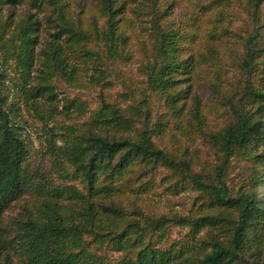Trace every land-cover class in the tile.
<instances>
[{"label": "rangeland", "instance_id": "1", "mask_svg": "<svg viewBox=\"0 0 264 264\" xmlns=\"http://www.w3.org/2000/svg\"><path fill=\"white\" fill-rule=\"evenodd\" d=\"M110 1L119 11L108 42L102 0H22L15 5L0 0V102L9 129L23 143L27 181L0 213V237L13 236L14 220L36 215L44 201L59 199L73 212L85 201L100 202L123 212L116 218L98 215L101 228L127 231L122 251L83 235L88 249L105 261L132 259L146 244L199 258L213 241L227 243L235 206L216 202L181 169L150 159L134 161L119 173H99L89 188L61 151L78 141L84 144L92 134L136 141L145 128L155 147L175 161L189 162L190 176L203 186L216 183L222 154L215 137L233 120L232 108L256 115V103L246 92L251 86L264 89L263 64L255 74L244 62L247 48L263 53L264 0L255 19V0ZM31 21L35 39L28 45L32 59L25 75L16 54L21 29ZM158 30L172 36L167 56L184 66L172 73L179 81L171 87L150 83L162 60L156 53ZM54 49L69 76L55 71ZM168 92L176 94L174 103L166 100ZM246 153L235 152L225 168L226 195L236 199L256 192L264 199V161L256 163ZM161 217L165 221L158 230L127 228L132 223L146 227ZM259 237L253 257L231 264H264V231ZM10 255L8 264H25Z\"/></svg>", "mask_w": 264, "mask_h": 264}, {"label": "trees", "instance_id": "2", "mask_svg": "<svg viewBox=\"0 0 264 264\" xmlns=\"http://www.w3.org/2000/svg\"><path fill=\"white\" fill-rule=\"evenodd\" d=\"M5 1L10 5L22 2V0ZM260 2L261 0H255L252 13L254 19ZM101 4L108 17L107 41L111 42L115 30L114 17L119 8L114 7L110 0H102ZM34 23V21L28 22L21 29L19 49L16 54L19 69L25 75L28 74L31 66L32 56L28 45L35 39V36H30V27ZM153 25L155 27L156 21ZM156 33L159 37L156 53L162 57V60L158 62L155 74L149 76L150 83L155 87L161 85L171 87L179 81L172 76V73L177 68L183 69L184 66L182 62L172 61L167 56V46L172 44V36L159 30ZM252 34L254 37L257 36V28L253 29ZM262 52L263 56L250 48L246 49L244 62L247 67L252 68V73L256 74L261 70L258 67L260 63L264 66V47ZM52 60L55 63V71L59 70L64 76L70 75L65 70V65L58 57L56 49L52 52ZM165 98L171 103L177 99L176 94L172 92L166 93ZM246 98L256 103V115L232 108L233 120L214 139V145L222 154L221 162L215 173L216 183L203 186L202 182L190 176L189 162L175 161L162 149L155 147L145 128L138 134L136 141L92 134L87 137L84 144L78 141L61 151L69 165L73 167L74 174L81 177L89 188L96 182L99 173L107 176L111 172H122L134 161H149L150 159L170 169H181L189 177L191 183L197 187H205L204 189L216 202L222 205L228 203L236 207V215L231 218V234L227 243L213 241L211 250L199 258L188 256L189 254H185L187 251H182L180 255L171 253L170 250H158L146 244L137 250L132 259L122 258L116 262L105 261L88 249L83 235H92L93 240L98 244L110 243L115 251H122L127 239V231L122 229L116 232L102 229L98 220L100 214L114 216V218L123 216L122 209L113 204L104 205L100 202L85 201L78 211L73 212L58 199V201H44L36 215L30 214L26 218L14 220L13 236L0 237V264H8L10 254L17 255L18 259L25 264H195L196 262V264H231L240 260L246 261L247 257H253L256 253L254 243L260 241L259 233L264 231V199L256 192L243 193L236 199L228 197L223 181L225 168L235 152H247L246 155L256 163L264 161V89L255 90L251 86V89L246 92ZM0 131L1 213L11 200L21 195L27 185L26 178L22 174L25 149L23 143L9 129L7 113L2 108L1 102ZM257 147L260 149L257 150ZM261 177L264 185V174ZM103 191H108V189L103 188ZM59 192L58 189V194ZM164 221L165 219L161 217L151 221L146 227L132 223L127 228L139 232H145L148 228L158 230ZM179 222L188 223V220L181 218ZM192 224L196 225V220Z\"/></svg>", "mask_w": 264, "mask_h": 264}]
</instances>
